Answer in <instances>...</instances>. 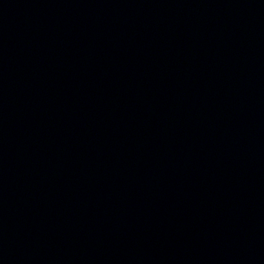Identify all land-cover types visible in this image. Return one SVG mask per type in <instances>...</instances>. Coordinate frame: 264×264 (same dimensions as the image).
<instances>
[{
	"label": "water",
	"instance_id": "1",
	"mask_svg": "<svg viewBox=\"0 0 264 264\" xmlns=\"http://www.w3.org/2000/svg\"><path fill=\"white\" fill-rule=\"evenodd\" d=\"M0 264H264V0H0Z\"/></svg>",
	"mask_w": 264,
	"mask_h": 264
}]
</instances>
